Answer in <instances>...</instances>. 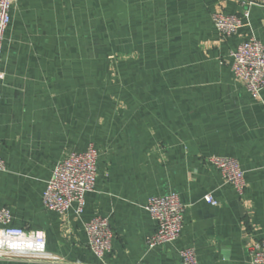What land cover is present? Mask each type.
<instances>
[{
  "label": "crops",
  "instance_id": "1",
  "mask_svg": "<svg viewBox=\"0 0 264 264\" xmlns=\"http://www.w3.org/2000/svg\"><path fill=\"white\" fill-rule=\"evenodd\" d=\"M245 0H15L0 52V206L12 223L41 230L61 259L0 264H95L82 221L106 217L111 264H252L264 236V87L252 95L233 52L264 42V6L249 7L225 36L215 13ZM92 143L97 175L80 217L42 203L54 165ZM234 157L238 195L209 162ZM174 191L185 206L171 243L147 247L156 230L143 204ZM211 194L215 205L204 200Z\"/></svg>",
  "mask_w": 264,
  "mask_h": 264
},
{
  "label": "built area",
  "instance_id": "2",
  "mask_svg": "<svg viewBox=\"0 0 264 264\" xmlns=\"http://www.w3.org/2000/svg\"><path fill=\"white\" fill-rule=\"evenodd\" d=\"M14 1L0 0V52ZM245 6L240 15L215 13L213 22L218 31L225 36L237 33L243 25V19L249 16V7L264 6V0H245ZM232 54L234 74L252 95L258 96L264 87V42L252 36L242 41ZM3 79L4 72L0 70V83ZM208 160L221 173L224 181L231 184L238 195H242L246 183L238 160L222 155H211ZM4 166L0 156V170ZM96 175L97 151L92 143L87 144L81 152L68 153L56 162L46 181L42 194L44 207L58 213L73 208L75 215L80 217L85 205V194L92 191ZM203 198L210 204L217 203L211 194ZM143 208L156 222V230L146 240L149 249L171 243L178 237L185 206L176 192L150 195ZM82 225L88 246L100 261L95 264H111L103 260V255L110 250L112 239L108 219L95 216L82 221ZM179 256L181 264H198L195 249L191 246L180 249ZM0 259L56 262L61 258L47 250L43 231L14 225L9 208L0 206ZM250 259L252 264H264V236L253 243Z\"/></svg>",
  "mask_w": 264,
  "mask_h": 264
}]
</instances>
